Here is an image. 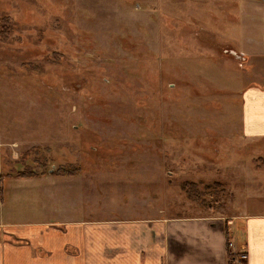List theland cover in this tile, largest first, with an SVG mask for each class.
<instances>
[{
    "label": "rangeland",
    "instance_id": "rangeland-1",
    "mask_svg": "<svg viewBox=\"0 0 264 264\" xmlns=\"http://www.w3.org/2000/svg\"><path fill=\"white\" fill-rule=\"evenodd\" d=\"M229 6L0 0V178L50 177L25 183L52 190L49 220L252 212L264 139L242 137L240 112L264 88V24Z\"/></svg>",
    "mask_w": 264,
    "mask_h": 264
},
{
    "label": "crops",
    "instance_id": "crops-1",
    "mask_svg": "<svg viewBox=\"0 0 264 264\" xmlns=\"http://www.w3.org/2000/svg\"><path fill=\"white\" fill-rule=\"evenodd\" d=\"M227 1L226 14L234 20L238 16L232 6L238 5L243 17L264 24V0ZM240 115L242 137L264 139V88L246 91ZM33 180L40 185L52 179L0 178V264H231L228 260L237 253L245 255L242 264H264V197L248 204L252 212L229 216L49 220L53 192H41L35 182L25 185ZM69 195L63 194V202ZM19 198L29 207L12 215L30 216L24 221L7 218L2 210L5 201L17 203Z\"/></svg>",
    "mask_w": 264,
    "mask_h": 264
},
{
    "label": "trees",
    "instance_id": "trees-1",
    "mask_svg": "<svg viewBox=\"0 0 264 264\" xmlns=\"http://www.w3.org/2000/svg\"><path fill=\"white\" fill-rule=\"evenodd\" d=\"M0 23H1V21H0ZM2 23H3V26L5 25V20H2ZM1 27H2V24H1ZM3 30L6 32L7 31V29H4L3 28ZM66 172H62V171H60L59 172V174H61V175H63V174H65ZM65 175H69V173H67V174H65ZM32 177H34L33 176V174H31V173H28V174H18V176H17V178H32ZM186 186H187V184H186ZM183 189H184V185H183V187H182ZM195 190H196V187H195V185L194 184H189L187 187H186V191L188 192V195L189 196H193V194H195L196 192H195ZM227 244L228 243H226V250H227V252H228V257L230 258L232 255L230 254V252H229V250H228V246H227Z\"/></svg>",
    "mask_w": 264,
    "mask_h": 264
},
{
    "label": "built area",
    "instance_id": "built-area-1",
    "mask_svg": "<svg viewBox=\"0 0 264 264\" xmlns=\"http://www.w3.org/2000/svg\"><path fill=\"white\" fill-rule=\"evenodd\" d=\"M245 260V255L243 253H237L232 260L231 264H242Z\"/></svg>",
    "mask_w": 264,
    "mask_h": 264
},
{
    "label": "flooded vegetation",
    "instance_id": "flooded-vegetation-1",
    "mask_svg": "<svg viewBox=\"0 0 264 264\" xmlns=\"http://www.w3.org/2000/svg\"><path fill=\"white\" fill-rule=\"evenodd\" d=\"M240 57V56H239Z\"/></svg>",
    "mask_w": 264,
    "mask_h": 264
}]
</instances>
